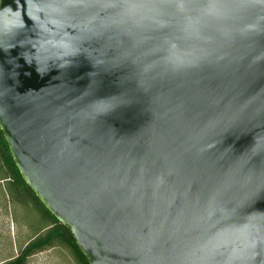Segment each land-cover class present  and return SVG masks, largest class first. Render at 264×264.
<instances>
[{"label":"water","instance_id":"water-1","mask_svg":"<svg viewBox=\"0 0 264 264\" xmlns=\"http://www.w3.org/2000/svg\"><path fill=\"white\" fill-rule=\"evenodd\" d=\"M0 129L89 264H264V0H0Z\"/></svg>","mask_w":264,"mask_h":264},{"label":"trees","instance_id":"trees-1","mask_svg":"<svg viewBox=\"0 0 264 264\" xmlns=\"http://www.w3.org/2000/svg\"><path fill=\"white\" fill-rule=\"evenodd\" d=\"M0 172L1 179L7 181V186L13 198L20 202H30L45 221L19 251L0 262V264H27V258L37 251L54 245L66 246L72 253L77 264H89L86 256L78 247L71 231L61 223L39 200L35 192L22 178L10 153L7 141L0 129Z\"/></svg>","mask_w":264,"mask_h":264},{"label":"rangeland","instance_id":"rangeland-1","mask_svg":"<svg viewBox=\"0 0 264 264\" xmlns=\"http://www.w3.org/2000/svg\"><path fill=\"white\" fill-rule=\"evenodd\" d=\"M2 173L0 172V177ZM45 221L30 202L13 198L7 181L0 178V262L15 255ZM27 264H77L66 246L54 245L32 253Z\"/></svg>","mask_w":264,"mask_h":264}]
</instances>
